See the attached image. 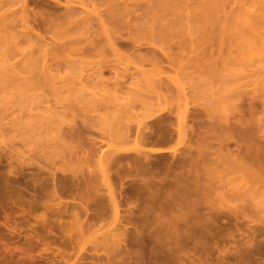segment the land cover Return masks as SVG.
<instances>
[{
  "label": "rangeland",
  "instance_id": "rangeland-1",
  "mask_svg": "<svg viewBox=\"0 0 264 264\" xmlns=\"http://www.w3.org/2000/svg\"><path fill=\"white\" fill-rule=\"evenodd\" d=\"M3 1H5V3ZM3 1L2 0L0 1V8H1L0 9V17H1L0 20L4 16V18L11 21V22L9 21V24L11 23L10 25L14 24L15 28L12 25L11 27H13V28L10 27L8 29V26H10V25L8 23H7L8 25L6 23H4V20H6V19H3V22L0 21L2 23L1 25H4V28L3 27L2 28L7 29L6 32L8 31L7 34H4V32H1L2 30H0V36L2 37V38L0 37V174L5 173L8 177L10 170L13 169L14 171L18 172V174H17L18 176L15 175V178H17L19 180V182L25 187V190H24L25 198H24V200L27 202L32 200L33 195L35 194V190L39 189L40 186L38 185V183H42L43 185L48 184L51 187V184H52L51 181H52L53 176L55 178H58V179L63 178L65 176H67L68 174H74V175L78 176V178L79 177H81V178L82 177H86V178L90 177L91 178V182H90L91 187L94 188L95 190L87 189L83 185L82 187L75 188L71 194L63 196L64 197V198L62 197L63 199L60 198L62 196L60 194L55 195V196L54 195L53 196L52 195L46 196L44 199L45 203H47L53 199V202L52 201L49 202V204H51V205L54 203H58L60 201H63L66 203H75L76 204V206L74 208L70 209V212H65L62 215L57 214V212L54 209L45 205V206H40L37 210H32L29 213L27 212L24 220H22L23 218L17 217V220L20 223V230L13 232V233L4 232L3 234L0 235L2 237V238H0V264H72L73 261H74V263L78 262L77 259L84 256V255L86 256V254L87 255H92V254L95 255V253H97L96 255H100L101 258H104V256L108 257L109 254H107V256H106L105 253H107V251L109 252V251L113 250L114 247H112V246L115 245L112 242L113 239L111 240L108 237L109 236L113 237L114 233L115 234H117V233L121 234L122 233L121 230H125V229H122L125 226H126L128 232L129 233L131 232V234L134 233L136 231V229L139 227V229L142 228V232L144 231V236L147 235L146 237H149V235H151V234L153 235V233L155 231H152V233H151V230L154 229V230L158 231L159 227L158 228L156 227L158 230L154 227L158 226L160 223L157 221L159 224L155 225L156 222L152 220V218H154V217L150 216V218L147 220V222L142 220V222L144 221L145 223H147L146 225L144 224L145 226L143 225L144 227H146V230H145V229H143V227H141L142 226L141 219L138 218L140 220V222H139V220L136 217H139L138 215H141V214L143 215L144 211L146 213H149V211H150V214H152L151 212L155 207V203H156V207H157V205L159 207L160 206L159 204H164V202H166L164 199H161V196H163L164 192L166 191V190H162V187H163V189H167L170 187L171 190H173L174 184H175L174 183V176L177 177V175H179L178 172H180V170L177 169L179 167L178 163L185 160L186 162H188V164H190L189 158H191V156L193 157V155H195L194 154V152H195L197 155L194 156V158H195V160L197 158V163L196 162L194 164L191 163L192 167L195 164H197V165L201 164L200 166H202L205 169H203L201 167L202 170H199V171L208 170V168L203 166L204 164L207 167H209V169L211 167L212 168L215 167L214 163L216 161L214 159L218 156L216 154L225 153L227 148L232 150V148L234 149L236 146H238L236 144L234 147L233 144L230 143V141H231L230 139L226 140L227 142L225 141V139L222 136L224 133L219 131V129L222 128L221 125L223 127H224V124L229 125L230 123H228V124L226 123V122H229V120H231V122L233 123V120H235L236 117H238L240 115L239 112H241L240 110H242L241 107H243L245 104H249L250 101L251 102L255 101L257 106H258V107L257 106L256 107L258 109H261V108L263 109V107H261V106H264V104L262 105V102L264 103V93L262 92V91H264V77H263L264 72L262 70V69H264V68H262L264 66V63H263L264 61L260 60L261 56L260 55H257V56L253 55L251 57L252 60L250 58H245V57L242 58L241 55L238 54L239 52L236 51L237 49H236V46L234 45L235 40L234 39L232 40V36H230V35L228 36V34H224L223 37H221V38L225 37V40H227V42L224 41V43H222L220 41L221 39H218V36H217V38H214V39L210 37L212 40L207 39L208 41H205L204 39L201 40V38L204 37L203 35L207 33V32H205V30H207L206 28L209 27L208 26L209 23L206 22L209 19L206 16L205 17L208 20L204 19L205 25H207V26L204 25L206 27L204 29V32L201 31V29L199 30V28L197 29V27H195L198 24H200L199 21L201 22V20L195 22V23H198L197 25L194 24L193 21H195V20L191 16H193V14L196 12V10L194 12V10L192 8L195 7L197 9L196 4L197 5L199 3L201 4V2L203 1V4H205V3H207V4H205V5L202 4V7H203V9H206L205 13L209 14L207 12L208 7L211 6V3L213 4V2H212L213 0H210L211 2L209 0H201V1L200 0H188L189 2H187V0H185L186 3H189L191 5L190 6L191 9H190V7H188L189 4L187 5L184 0H180L181 2L179 0H172V4L175 1H179V2H176V4L179 3L178 8L182 7V9H183V10L178 9V11L180 10V12H178V11H176V12L182 14V11H183L184 12L183 15H185V11H186V15H187L186 17H182L183 16L182 15L181 16L182 18L181 17L177 18L178 15H176L177 20H179L180 18L181 19L184 18L183 19L184 23L183 22L181 23V19H180L179 24H182V25L186 24L187 26L184 25L183 28H185L187 30L190 27L189 31H185V32H187L189 38L192 39V41L189 39L188 40L193 45H190L191 43H189L188 45L193 46L192 48H193L194 52L190 51L189 49L186 48L188 51H190L189 53L184 51L185 52L184 54L186 55V57L183 56L184 54L181 55L183 57H181L179 54H177V55H179L178 57H177V55H175L176 59H178V58L180 59V60L178 59V61H177L178 63L181 62V64L183 63L182 64L183 66L184 65L187 66L186 71H185L184 67L181 64L180 65L178 64V66L180 67L181 70L184 69L183 72H186V74H189L190 77H186V78L183 77L184 76L183 73L180 74V72L178 71L180 69H178V67L176 69V66H174V64H176V63H173L172 59H169L170 55H168V53L170 51H171V53H173V50H175V48L177 46L176 44L180 40H182V37H181L182 34H180V36H179L181 38L180 39L178 38L179 41L177 38H175V37H177L175 34V31L177 30L176 31L177 33L180 32L178 29L180 28L179 26H181V25H179L178 24L179 21L177 22V20L175 19L174 12L172 14H170V15H172V17H170V15H169L170 19H168V17H167L168 21L166 20V24L168 22V25H169V22L172 18H174L176 21V22H174L173 19L171 20L175 24L173 23L174 26H168V28L169 27L171 28V29L169 28L170 30L168 29L169 31H171L173 28L175 29L176 28L175 25L177 26V24H178L177 27H179V28H176V30L172 31V34H174V36L170 35V33L167 31V29H165V28H167L165 23H162L160 20H157V22L160 21V23L158 22L156 24V22H154V24L157 25V27L159 26V24H162V25L165 24L166 27L160 26V28L163 27V29L166 30L165 32L169 33V34L165 35L166 33L163 30V32L165 33V34L163 33V35H165V37H167V40L170 39L171 36L173 37V39L171 37L172 41L170 39V40H168V42L163 41V40H162L163 41L162 42L161 41L162 38L157 36V39H156V36L153 35L151 32H149V34H147V35L149 36L152 34L153 38L155 40L152 39V35L149 36L151 38H148L147 35L141 36V33H140L141 38L138 36V38H136L137 40H133V38L135 39V37L132 36V34L135 36L137 35V33L134 34L132 32H136L137 24L134 22H135V20L137 22L136 16L138 14L135 15V13L132 12L134 14V16H133V14H129V16L126 17V19H128L126 22L124 19H123V21H121V20L118 21V20L113 19L109 15L112 12V11H110V9L113 10L111 8V7H113L112 5H115L116 3H119L120 1L121 2L124 1L126 4L127 3L128 4L133 3V7H134L135 5L138 6L139 4H141L145 0H112L113 2H111V0H108L109 2L106 0H101L104 2H101L100 0H94V1L100 2V3L99 2L98 3L93 2L96 4H93L90 2L93 0H88L89 2L85 1L84 4L82 3V1H81V3H82L81 4L79 0H76V2H74L75 0L73 2L71 0V2L74 5H76L78 3L80 4L79 6L84 5L82 7L84 9H82L81 7H78V5H76L78 7V9L81 8V11L82 10L85 11V9L87 11L88 10L93 11V12L96 11V13L98 12L97 15H95L93 12H90V13L95 15V16L103 15L104 18L107 17L105 19V22H104L106 27H102L100 24L101 22L99 21L98 22L99 24L97 22H95L96 25H94L93 27L90 26L88 29L79 28L80 29L79 30V29L75 28L78 32L75 31V29H73V31H74L73 34L74 33L75 34L73 35L72 33L71 34L69 33L68 36H67L66 32H71V31H67V30L61 28L62 29L61 31H63V33H65V34H63L61 32L62 33V36H61L59 34L60 30L58 32L55 30L56 32L54 31L55 33H53L52 31L54 28L49 27V26L47 27V25H45L43 20H51L52 19L51 21L53 23H55L56 20L59 21L60 16L62 17V15L65 13V9H66L65 5L67 3L69 4L70 0L69 1L68 0H29L30 1L29 4H27L25 6V9H26L25 11H28V13H26V15H28L29 19H27V20H30V22L27 20H26L27 22H24L27 27H23L25 25H23V23H22L23 22L21 20L22 16L20 17V15H22L20 13L21 12V6H22V5L20 6L21 1H18V2H20L19 4L17 2L15 3V1L13 2L12 0H3ZM147 1L148 0H146L144 3H142V5L145 4ZM83 2H84V0H83ZM149 2H150V0L147 3H149ZM208 2H209V6L207 7L206 5H208ZM1 5L3 7H1ZM109 5H111V7ZM180 5H182V6H180ZM192 5L194 7H192ZM128 6H131V5H128ZM199 6H201V5H198V7ZM232 6L233 5L231 3H230V5H229V2L227 3L226 8H228L227 9L228 14H230L232 12V10H233ZM98 7H99V9H98ZM187 7L189 10L187 9ZM234 7L236 8V6H234ZM130 8H132V6ZM200 8H198L197 10H201ZM22 10H23V8H22ZM191 10H193V11H191ZM187 12H188V14H187ZM192 12H194V13H192ZM7 15H10L11 17L7 16ZM13 16H15V17H13ZM52 16L54 18H51ZM128 17H130V18H128ZM187 17H189V20H187ZM10 18L18 19V21H15V19H14V21L12 22V20ZM23 18L25 19V17H23ZM134 18H136V19L134 20ZM211 18H210L211 20H209L210 24L212 23L211 25H214L215 23L213 24V17H211ZM185 19L189 22H187ZM113 20H114V22H113ZM116 22H119L121 24L120 26H118V28H117L118 23H116ZM121 22H124V24H126V26H124V24ZM128 22H129V24H128ZM18 23H19V25H18ZM5 24H6V26H5ZM20 24H22V25H20ZM104 24H103V26H104ZM133 24L134 25L136 24V25L134 26ZM171 24H172V22L170 23V25ZM155 25H154V28L158 29L159 27L157 28V27H155ZM129 26H132V27L129 28L130 30L128 32ZM26 28H28V30ZM120 28H122L123 30ZM124 28H125V30L127 29L126 30L127 32H125ZM133 28H136V29L133 30ZM209 28H208V30H211L212 26ZM12 30H15L16 33L19 34L18 39H17L18 35H16L15 32H14L15 34H13ZM23 30H25V31L23 32ZM180 30H182V28H180ZM27 31H29V32H27ZM25 32H27L28 34H30V36H32V37H29L30 40L29 39L27 40L28 37H26V36H25V38L23 37L24 36L23 34ZM185 32L183 30V33H185ZM193 32H195V33H193ZM211 32L213 33V28H212ZM11 33H12V35L10 36L9 34H11ZM127 33L130 35H128ZM209 33H210V31H209ZM212 33H211V35L207 33V35L213 37L215 34L214 33L212 34ZM124 34L126 35V37H124L125 36ZM21 35H23V36H21ZM36 35L39 36V38L41 37L43 41L47 42V44H52V45L56 44V46L61 44L59 47L61 48V46H62V48L60 50H58V53L59 52H62V53L61 54L59 53V55L55 54L54 57L48 56L49 58L48 57L44 58V60H42L43 61L42 64H44L43 68L39 69V71H37L36 73L33 70H29V69L28 70L30 72H27L28 71L27 69H24L22 71L23 66L21 67V65L18 63L21 60H23V57L25 56V55L23 56V54L26 53L25 49H30L29 47L31 45L33 46V44H32L33 41H35L34 43H36V41H37L36 39H38V37ZM69 35H72L71 40H70ZM80 35H82V36H80ZM156 35H158V34H156ZM207 35H206V37H208ZM15 36H16V38H15ZM159 36H161V34ZM183 36L185 37V36H187V34L185 33V35L183 34ZM188 36L186 38H188ZM57 37H59V39H57ZM60 37H62L63 39L62 38L60 39ZM127 37L130 38V40ZM144 37H145V39H144ZM65 38H66V41L64 40ZM73 38L75 41L73 40ZM75 38L80 40V41L76 40ZM81 38H83V39H81ZM159 38H160V42L162 44H160V42L158 41ZM186 38H184V40ZM53 39H54V41H53ZM92 39L96 43H98L97 48H91L93 45H94L93 47L96 46L95 44L91 43L93 41ZM163 39H164V37H163ZM228 39L231 40L232 42L228 41ZM101 40L103 42H101ZM72 41H74L76 44L75 43H74V45H73V43L71 44L70 42H72ZM185 41H187V40H185ZM185 41H184V43L186 44ZM66 42H68L69 44ZM158 42H159L160 46L158 45ZM165 42H167V44L169 43L167 45L168 48H167V46H165V44H164ZM219 42L222 43V47L225 46V48L223 50H220L221 45H219V44H221V43H219ZM77 43H78V45H77ZM89 43H91V44H89ZM99 43H102V44H100V46L98 47ZM115 43H118V44H115ZM203 43L207 44V49H206V47H204V48L206 50L209 49L208 50L209 52L205 51L204 48H203L204 51L203 50L201 51V49H198V52H196L195 48L199 47V46L203 47V45H201ZM130 44H132V47L130 46L131 49L128 47ZM88 45H90L91 47ZM136 45H141L143 50H140L142 48L140 46H136ZM229 45H231V46H229ZM118 46H119V48H118ZM133 46L137 47L138 50H136L137 48H134L135 50H133L132 49ZM190 46H189V48H190ZM234 46H235L236 50L232 49V47L234 48ZM124 47H126V48L128 47V49H126ZM68 48L71 50H69ZM177 48H178V46H177ZM148 49L149 50L154 49V51H150L153 53L157 50L156 52H157V54H159V56L156 53H155V55L152 53L151 54L154 55L153 60H155V58H156L155 56H158L161 58L159 62L157 60V59H159L158 57L155 60V62L158 64V66L153 65V64H155V62H153V63L151 62L152 61L151 58L153 57L152 55H151V58L149 57L150 60L148 61V63H147V61H144L146 58L148 59V56H147V52H149ZM139 50L142 52L144 50H146V51H144L145 53L144 52L143 53H144V56L145 57L147 56V57L145 59L142 58V59H144L143 61L139 60L140 59L139 55L142 54V52H140ZM165 50H167L169 52L167 53V51H165ZM230 50L231 51L233 50L232 52L234 53V55H232L233 53L231 54ZM234 50L236 52H234ZM133 51H136V52L138 51L139 55H138V53H137V55H135V52H133ZM199 51L202 53L205 52V55L207 54L206 52H208V54L210 53L212 55L209 54V55L204 56V54H202V55H200L201 56L200 57L197 55L198 53H200ZM159 52H161L162 56ZM132 53H134V55ZM14 54H16V55H14ZM187 54L188 55L190 54L191 56H188ZM237 54L239 55L238 57L235 56ZM167 55H168V58H167ZM172 55H171V57H173ZM58 56H61V57L58 58ZM133 56L135 58L138 56V58L135 59V58H133ZM196 56H198V57H196ZM20 58H21V60H20ZM191 58H195L194 61ZM173 59L175 60V58H173ZM256 59L258 61H256ZM52 60L54 63L51 64ZM161 60H163V61H161ZM170 62H171V64H170ZM188 62L191 65L190 67H188V65H189ZM46 63H48V65ZM139 63L142 65H140ZM17 64L19 65V67ZM45 65H46V67H45ZM256 65H258V66H256ZM47 66H49V67H47ZM153 66H155V67H153ZM251 66H253V67H251ZM44 67H45V70H43ZM258 67H259V69H258ZM20 68H22V69H20ZM46 68H48V69L46 70ZM130 68H132V69H130ZM163 68H165L166 72L164 71ZM137 69H138L139 73L141 72V74L144 70L150 74H153V75L156 74V76H157V74L159 75V73H160L161 77L164 76L166 78L165 81L169 80L167 82H170L171 80L176 79V80H178L179 84L181 83L182 85L181 86L179 84L175 85V83H178V82L176 80H173L176 82L171 81L172 82V83L170 82L171 84L168 83V85H167V87L169 86L168 88L165 86L167 84L166 82L164 83L165 85L163 84L164 85L163 89L165 87L167 92H166V90L162 89V85H160V84H159V86H161V89L163 91L160 90V87L158 86V84L157 85L155 84L157 87L156 89L158 90V88H159V90L158 91L154 90L152 88L153 87L152 86L151 88L155 92L153 90H150L151 89L150 87H149L150 89H148V92H147L146 88H148V87L145 88L142 83H141L142 84L141 85L140 84L141 80H140L139 84L141 86H143L142 88H144V90L141 89L140 85H138V87L136 86V84H138V81L140 78H138V80L136 79L137 81L135 83H134V81L129 79V78H133V80H134V78H136L137 76H140V77L142 76V75L136 76L133 73L135 70L137 72ZM139 69H141V70L139 71ZM45 71H47V72H45ZM138 72H137V74H138ZM252 72L254 73L253 74L254 77H253V75L251 76ZM99 74H101V75H99ZM131 74H134L136 77L135 76L130 77ZM258 74H262V76L258 75ZM121 75H123V76H121ZM124 75H126L127 77L129 76V78H127ZM96 76H97V79H95ZM144 76H145V74H144ZM147 76H149V75H147ZM156 76H152V77H156ZM157 77L159 78V76H157ZM167 77H168V79H167ZM170 77H171V79H170ZM101 78H103V79H101ZM110 78L111 79L115 78L114 80H116V81L114 82V80L113 79L111 80ZM143 78H142V80H143ZM149 78H150V76H149ZM119 79H120V81H119ZM258 79H260V80H258ZM104 80H106V82H108V84L106 82L104 83ZM256 80L259 82H257ZM118 81L120 82V85H118V83H119ZM126 81H127V83H126ZM116 82H117V84H116ZM121 82L123 83L122 86H121ZM124 82H125V84H124ZM131 82L134 83L135 86L132 85ZM109 83H111V84L109 85ZM113 83L116 84V86ZM143 83H146V82H143ZM169 84L174 86V87H177L176 89H179V91H180L181 87H183L182 89L184 90L183 92L185 93V94H183L185 96L184 97L185 99L183 98V96H180L181 94L180 95L178 94L179 95V97H178L176 95L177 91L175 90L176 92H174L173 88L170 87ZM261 84H262V87H261ZM111 85H113V86H111ZM117 85H118V88H117ZM145 86H150V85L145 84ZM133 88H136V89L138 88V90H133ZM169 88H171V89H169ZM139 89H140V91H143V92L146 91V92L145 93H143V92L139 93L138 92ZM131 90L133 91V93H131L132 92ZM134 92H136L135 96L138 93L142 96L145 94L146 95L143 97L137 95V98H138V96L140 97L137 99L134 96ZM149 92H151V93H149ZM170 92L175 93L174 96L176 95L175 97L178 98L177 102H179L180 104L176 102V98L174 96H172L173 94L170 96L173 100H170L171 98L168 96V95H170L169 94ZM180 93H182V91ZM131 94H133V95H131ZM147 94H149V95H147ZM158 94H160V95H158ZM111 97H113V98H111ZM133 97H135V98H133ZM144 97H146V98H144ZM148 97H149V99H147ZM180 97H182V98H180ZM153 98H155V99H153ZM115 99L116 100L119 99V100L116 101ZM135 99H137V100H135ZM157 99H159V100H157ZM253 99H255V100H253ZM109 100H111V103L109 102ZM143 102H145V103H143ZM186 102H187V104L185 105ZM260 103H261V105H260ZM242 104H243V106H242ZM259 106H260V108H259ZM181 109L182 110L184 109V111H182ZM185 112L187 114V118L183 124L182 116L185 115ZM179 114H181V116ZM193 114H197L199 116L198 119L201 118V120H199V121L203 120L202 122L204 123V125L201 122H199L200 124L198 123L199 124L198 125L197 124L198 119L196 120L197 122L196 121L192 122V120H193L192 117L197 116V115H193ZM235 114H238V115H235ZM189 115H190V117H189ZM191 115H193V116H191ZM260 117L262 118V115H260ZM163 119L167 120V121L166 120L164 121V123H166L167 126L170 127L172 125L170 128L172 131L170 139H172V140H168V142H166L165 144L163 143L161 145L160 144L161 142L160 143L158 142L159 144L156 143L153 140V138L152 139L149 138V135L150 136L152 135L150 127L152 128V125L154 123H156V121H160V120L163 121ZM186 121H187V123L188 122L189 123L187 124ZM194 122L196 125L193 126V129H192L191 127H192V125H194L193 124ZM234 122L237 123V120ZM256 122H258V124ZM232 123H231V125H233ZM259 123L260 122L258 120V121H255V123L253 124L254 131H256L255 130L256 124H257L256 127L258 128V130L260 129L259 137L255 136V133L258 131L257 130L254 133V136H255L254 138L258 142L263 144V146H264V120H262V122L260 123L261 125ZM185 124H186L185 127H187V125H188V130L191 128L189 132L186 128H184ZM201 124L203 125L202 127H200ZM147 125H150V126H147ZM197 125H198V127H197ZM211 125H215L217 127L219 126L218 129H217V127H215L216 131L218 132V133H216L217 138L215 137L216 135H213L216 132L215 130L212 133L213 136H211V135L209 136L208 127L212 128ZM194 127H196V128H194ZM199 127L201 128V130L199 129ZM211 130L209 132H212ZM140 131H141V133H140ZM152 131H153V129H152ZM142 132L146 133L148 135V137L146 138V136H143V138H140V137H142V134H144ZM193 132H194V134H192ZM219 133L221 134V136H219ZM197 134H198V136H197ZM139 135H140V137H139ZM138 137H139V139H138ZM145 138L147 140H149L150 142L149 141L144 142ZM225 138H226V136H225ZM231 139L237 140L236 137L231 138ZM235 140H232L231 142L234 143ZM139 141H141V144ZM227 143H230L232 146L228 145ZM226 144L230 147H228V146L226 147ZM245 145H246V143H245ZM245 145H242V146L244 147ZM192 146H193V148H192ZM197 147H198V149H200V151L197 150ZM158 148H162V149H164V151L161 153H156L155 151ZM239 148L241 149L242 147L240 146ZM96 149L98 151L97 153H96ZM189 149L191 150V153L193 152L192 154H190L187 151ZM192 149H193V151H192ZM206 149H208V150H206ZM99 150H101V151H99ZM136 150L142 151L141 155L147 159L146 161L150 162V169L145 167L146 168V170H145V168L142 167L139 170L132 165L133 163H131V161H130L131 157L133 158V156L135 157V155L140 156V153H139L140 151H137V153H136ZM202 150H204V151H202ZM237 150L240 151L239 149H237V147H236V150H233V151L237 152ZM244 151H245V149H244ZM100 152H102V154L106 155V157H104V160H100L98 158L99 157L98 153H100ZM83 153H85V154H83ZM86 153H88V154L91 153V154L88 155ZM110 153L115 155V156L111 155ZM206 153H207V155H206ZM107 154L112 156V159L110 158L111 161L115 160L114 157H116V160H117V157H118V159L120 157L121 161L120 160L119 161L121 163L119 162V163H116L117 165H113L114 163L112 164V162H109L108 159H105L108 156ZM145 154H146V156H145ZM184 154H185V157H184ZM212 154L215 156H212ZM126 155H127V157H126ZM147 155L148 156L150 155V156L147 157ZM187 155L188 156L191 155V156L188 158V157H186ZM198 155H199V158L202 156L203 160H202V158L199 159ZM209 155H211L212 159H213V157H215V158L213 160H211V159L209 160V158H210ZM85 156H87V157H85ZM110 156H108V157H110ZM142 156H140V157H142ZM157 156H158V158H157ZM203 156L205 158H207L206 156H208V160L207 159L205 160V158ZM88 157H91V158H89V160H87ZM143 157H142V159H143ZM161 158L164 159L165 163L163 162V160ZM194 158L192 159V161L194 160ZM125 159H126V161L128 160L127 161L128 163L125 161ZM157 160L160 162V163L158 162L160 164V166H161V163H163L165 165V166L162 165V167H161L162 169L160 167H158L159 165L158 166L154 165L155 163L157 164ZM171 161H172V163L176 162L175 165L173 164L174 167L171 166L172 165ZM208 161L210 163H207ZM202 163H203V165H202ZM167 164H169L168 165L169 169L166 166ZM176 164H177V167H176ZM188 164L185 163V167L188 166L187 169L189 170L190 166ZM163 167L166 169H163ZM171 167H173V168H171ZM175 168H176V171L173 170ZM141 169H143L145 171H142ZM170 169H172V170H170ZM118 170H120V177H121L120 179L121 180H119V175L117 174ZM137 170H139L140 172L138 173ZM160 170H161V172H160ZM171 172H173V173H171ZM238 172H239V174H238ZM238 172H236L237 174L235 173L236 175L232 174L234 176H232V175L229 176V178L233 177L232 179H228V178H226L227 180L225 179L226 184L229 186L227 187V185L224 184V186H225L224 189H226V190L223 192H227V191H229V189L233 188L232 191L231 190L229 191L230 193H227L228 195L230 194L229 195L230 198L228 197V195H226V196L224 195L225 196L224 197L223 193L221 194L222 189L218 190L219 192L217 191V193L221 194V196H223L222 199H220L221 198L220 195H218L217 193H214L212 198L210 197L211 198V199H209L210 201L209 202L207 201L206 203L209 205V207H211V206H213V205H211V203L213 201V204H215V205L217 204V206H219V207L218 208L217 207H211L210 209H208V210H210L209 212H208V210H204V208H201L200 210H198L197 207L193 208L192 206L191 207L187 206V208H190L189 210L186 207L183 209H181V207H180L181 210L177 211V209H178L177 204H172L176 208V211H174L173 207L168 208L169 206H171V204H169V206H168V203L164 204L163 208H166L165 206H167L168 209H172V211L169 210L171 213H168V209L166 210L167 213L169 214V215L166 214L168 216V217L166 216L167 217L166 219L168 221H170V222L166 221V222H168L167 224H169V226H171V228H172L173 221L175 222L174 224H176V222H177L175 217H174V219L172 218V216H173L172 214L173 213L176 215L178 214L177 218L179 217V214H181L180 217H182L183 216L182 215L183 210L186 212V215H187L186 216L185 212H183L184 217H188V220H190L189 218L199 219V216H200L199 213H202V215H203V214H207V212H208L210 215V213L212 212L211 215H215L216 213L219 214L218 215L219 217L216 216L217 214L214 216V218L218 217V219H216L214 221V224L218 220L221 224L217 221L216 226L218 223H219L218 226H220V225L221 226L220 227H216L215 225L209 226L210 222L212 223V220L214 219L213 218L211 220L209 218V220L206 221L208 226L210 227L209 231L215 233V231L217 232L219 230L220 231L222 230L221 232L227 233V232H231V230H233L231 232V233H233L237 227L236 225L239 224L238 230H236L234 232L235 234L233 233L234 235H236L234 237V239H236V241H238L237 239H240V241L243 242L242 244H244L245 243L244 241H246L247 235L253 234L252 236L255 237L252 239L253 242H254V239H256V237H257L255 242H257V240L260 239V241L263 240V243H264V186H263L264 185V178H262L263 180H261V182H260L258 180H254L253 177H250V179H249V177H245V178L243 177L244 175L250 176V174H243L242 171H238ZM162 173H164V174H162ZM174 173H176V174H174ZM246 173H248V172H246ZM242 174H243V176H241ZM10 175L14 177L13 174L10 173ZM153 175H155V176H153ZM170 175H172V176H170ZM165 176H166V179H165ZM13 177H12V179L17 181ZM263 177H264V174H263ZM162 178L164 179V181H162ZM148 179H151L152 184L149 183ZM167 179H169L168 183H167ZM165 180H166V182H165ZM228 180H229V182L231 181L230 184L227 183ZM37 181H39V182L37 183ZM152 181H154V182H152ZM160 182H164V183L161 184ZM172 182H173V185H172ZM2 183H3V180L0 181V185ZM166 183L169 186H167ZM142 186H144V187L141 188ZM243 186H245V187L243 188ZM152 188H153V190L156 189L155 194H154V191L151 192ZM160 188H161V191L163 192L162 194L160 192L158 194V192H157L160 190ZM109 189H113L115 191V193H117L118 191L124 192L125 197H123L124 195L122 192L121 193L118 192L121 196L123 195L122 196L123 200H122V198H120L121 196H119V194H117V195L115 194L116 199L119 196L120 199L119 198L118 199L120 200V204L122 205V206L120 205L121 206L119 209L120 213L118 214V216L109 207V206H111L110 203L108 205V199L110 201L109 195H107ZM175 189L171 193H169L173 196L172 197H170L171 195L168 196V197H170L169 201L171 203H173L172 200L176 199V195H174ZM45 192H47V191H45ZM136 192L137 193L143 192V197H142V193H140V196L138 197L139 193L137 195ZM145 192H146V194H145ZM168 192H170V191L168 190ZM244 193H246V194H244ZM2 194H3V191H2V187L0 186V204L8 203L9 198L6 197L5 199H3ZM153 194H154V196L157 195V197L154 198V196H151ZM144 195H145L146 200L144 199ZM235 195H236V197H235ZM232 196H233V198H232ZM104 197L106 198V200ZM128 197L130 198L129 200H128ZM217 197H218V199H217ZM99 198L100 199L103 198L102 200H103V202H105L103 204H106V206L108 208H106L104 210V212L97 215L96 217L89 218L88 215L93 214L95 212V210L93 208H91L87 212L89 214H87L84 210V207H85L86 203H91L94 205V202ZM124 198H127L128 201L126 202L124 200ZM157 198H159L160 200H158ZM177 198H179V196H177ZM225 198L227 201L225 200ZM218 200H219V202H218ZM246 200H247V202H246ZM223 202H225V204L227 203V205H225ZM206 203L204 202V204H202V205H204L203 207H205V205L207 206ZM150 207H153V209H151ZM238 207H240V209ZM220 208L222 210H219ZM234 208H236L238 211L235 210ZM129 209H130V211L132 210L131 213L136 218V219L134 218L135 221H132V223H129V219L126 220V218H125V216L129 217V213H128ZM211 209L214 211H212ZM186 210H188V211H186ZM225 210H227V211H225ZM202 211L205 213H203ZM222 211L224 213H222ZM194 212L197 214H195ZM213 212H215V213L213 214ZM1 214H2V212H1ZM233 214H236V215H233ZM184 217H182V218L186 220V218H184ZM233 217H235V218L233 219ZM236 218H237V220H236ZM164 219H165V216H164ZM196 219L192 220V221H197ZM165 220H164V223H166ZM171 220H173V221H171ZM179 220H181V219H178V221ZM188 220H186V221L188 222ZM192 221H189V222H192ZM232 221H234V222H232ZM153 222H155V223H153ZM136 223L139 224V226H137ZM135 224H136L137 228H136ZM153 224H154V227H153ZM167 224H166V226H168ZM174 224H173V230L177 226ZM147 225L149 227H147ZM161 225H164V227H165V224H161ZM150 226H151V228H150ZM229 226H230V228H229ZM234 226H236V227H234ZM152 227H153V229H152ZM224 227H225V231H224ZM253 229H255V230H253ZM119 230H120V232H119ZM213 230H215V231H213ZM258 230H260V232H262V234ZM209 231H207V232H209ZM254 233H255V236H254ZM101 235H105V236L108 235V237H105V236L103 237ZM123 235H124V233H123ZM224 235L226 236V234H224ZM228 235H230V233ZM251 235L249 237H251ZM225 236H224V238H225ZM230 236H226V238L227 237L229 238L228 240L225 238V243L227 241V244L223 243L224 238L222 239L223 242H221L223 244V245L221 244L222 246L220 245L219 242L217 244L213 243L214 245L212 244V246H211L212 248H210L211 251L212 250L214 251V249H216L218 247L219 248L222 247L224 249L226 248V250L229 248H231V250H234V248L238 244L235 246V243H237V242H235V240H234V244H233V241H232L233 235L231 236L232 238ZM249 237L247 238V241H248V239L252 238V237L251 238H249ZM121 238H122V236H121ZM230 238L232 239L231 240L232 242L230 241ZM104 239H105V241H104ZM252 240L251 241L249 240V241L252 242ZM228 241H230L231 243ZM240 241H238V243ZM108 242H112L111 245ZM107 243H108L107 246H110V247H107V246L105 247V244H107ZM261 243H262V241H261ZM240 244H239V246L242 245V244L241 245ZM246 244H247V242L244 244V246ZM251 245H249L250 246L249 248L252 249L253 247H251ZM213 246L214 247L216 246V247L214 248ZM130 248L132 249V246H130ZM262 248L264 249L263 246H262ZM135 249H138V247H136ZM244 249H247V245L244 247ZM244 249H242V250H244ZM251 249H250V251H252ZM216 250H215V252H213V251L212 252H213V254L215 253L217 255V256L214 255V257L216 256L219 258V256L222 253H220V255L218 256L217 252H219V251H216ZM235 250L237 251V249H235ZM257 251L254 252L253 254L256 255ZM231 252H234V251H230V250L227 251L228 255L231 256V258H232L233 255L231 254ZM263 252L264 251H262V253H260V254L263 255L264 254ZM257 254H258L257 256H259V253H257ZM212 255H211V257H212ZM255 255L253 256L251 254V256H252L251 260H253V262H255L259 259V261H260V258H258V257L256 258ZM216 257H215V259H216ZM262 257H261V259H262ZM231 258H229V259H231ZM212 259H213V257H212ZM217 259H216V263H215V262L211 261V258H209V260L212 263L220 264V262L217 261ZM87 260L88 261L90 260V262L93 261L91 259H86V261ZM104 260L107 261V259H103V261ZM209 260H205V262H207ZM103 261H101V262H103ZM227 261L229 262V260H227ZM205 262L203 261V264H206ZM228 262H226V263H228ZM83 263H85V262L83 261ZM210 263L208 262V264H210ZM230 263L231 262H229V264ZM187 264H190V263H187Z\"/></svg>",
  "mask_w": 264,
  "mask_h": 264
},
{
  "label": "bare ground",
  "instance_id": "bare-ground-1",
  "mask_svg": "<svg viewBox=\"0 0 264 264\" xmlns=\"http://www.w3.org/2000/svg\"><path fill=\"white\" fill-rule=\"evenodd\" d=\"M1 1V0H0ZM3 1V0H2ZM13 2L15 1V3L17 2L18 4L20 3V2H18V1H21V3H20V6H21V14L22 15H20V17H21V20L23 21L22 23H23V25H25V23L24 22H27V21H29L30 22V20H27V19H29L28 18V15H26V13H28V11H25L26 9H25V6L27 5V4H29V0H12ZM11 1V2H12ZM69 1V0H68ZM74 0H72V2H73ZM80 1V3H81V1H82V3L84 4L85 3V1H88V0H84V2H83V0H79ZM78 1V2H79ZM101 1V0H100ZM106 1H108V0H106ZM146 1V0H145ZM145 1H143L142 3H144ZM149 1V0H148ZM147 1V2H148ZM170 1V0H169ZM168 0H150V2L149 3H145V4H143L142 5V3L141 4H139L138 6L137 5H135L134 7H133V3L131 4H126L124 1H120L119 3H116L115 5H112L113 7H111V5H109L113 10H111L110 9V11H112L109 15L113 18V19H115V20H121V21H123V19L125 20V22L128 20V19H126V17L127 16H129V14H133V13H135V15L136 14H138L137 16H136V18H137V22H136V18H134V20H135V22L134 23H136L137 24V26H136V28H133V30L134 29H136V32H132V33H137V37L135 36V35H133L132 34V36H134L135 37V39L133 38V40H137L136 38H138V36L141 38V36H144V35H147V34H149V32H151L153 35H155L156 36V39H157V36L158 37H160V38H162L161 39V41L163 40V41H167L168 42V40H170L171 39V37H170V39H168L167 40V37H165V35H167V34H169L170 33V35H173L174 36V34H172V31H174V30H176V28H182V30H180V28L178 29L180 32H176L175 31V34H176V36L177 37H175V38H181L182 37V40H180L179 41V39H178V43L176 44L177 46H178V48H177V46H176V48H175V50L177 51H175V50H173V53H171V51L169 52V51H167V50H165V51H167V53H168V55H170L169 57V59H172V62L173 63H176V64H174V66H176V69H177V67H178V69H180V67L178 66V64L180 65L181 64V62H177L178 61V59H176V57H175V55H177V54H179L180 56L182 55V54H184L185 52H187V53H189L190 51H193V46H190V45H193L189 40H191L192 41V39H190L189 38V36H188V33L187 32H185V31H189V28H188V30L187 29H185V28H183V26L184 25H186V24H184V25H182V24H179L180 23V19L182 18V17H186L187 15H186V11H185V15H183L184 14V12L182 11V14H180V13H178V12H180V10L178 11V9H182V7H179L178 8V6H179V3H177L176 4V2H179V1H175V2H173V4H172V0L169 2ZM185 1V0H184ZM183 1V2H184ZM201 1V0H200ZM199 1V2H200ZM210 1V0H209ZM4 3H5V1H3ZM71 2V0H70V3L67 5H65L66 7V9H65V13L62 15V17L60 16V19H59V21H57L56 20V24L55 23H53L51 20H43V22L45 23V25H47V27L49 26V27H52V28H54L53 29V33H55L56 31L58 32L59 30V34L62 36V33H63V31H61L62 29L61 28H63V29H65V30H67V31H71V32H66L67 33V36H68V34L70 33H72L73 34V29H75V28H77V29H79V28H86V29H88L90 26H94V25H96V23L95 22H101L100 24H101V26L102 27H106L105 26V24H104V22H105V19L107 18H104V16L103 15H98V16H95V15H97V13H96V11H87L86 9H85V11H81V8L84 6V5H81V6H79L80 4L78 3V4H76V5H78V7H81L80 9H78V7L76 6V5H74L73 3ZM74 2H76V0L74 1ZM89 2V1H88ZM91 3H93V2H96V3H98L99 1H90ZM101 2H104V1H101ZM109 2V1H108ZM111 2H113L112 0H111ZM110 2V3H111ZM181 2V1H180ZM187 2H189L188 0H187ZM197 2V1H196ZM211 2V1H210ZM213 2V4L211 3V6H209V2H208V5H206L207 7H208V13L209 14H206L205 13V10L206 9H203V7H202V4H203V1L201 2V4L199 3L198 5H201V6H199L198 7V5L196 4V7H197V9L198 8H200L201 10H197L193 5H192V7H194V8H192L193 10H194V12H195V10H196V12L194 13V12H192V13H194L193 14V16H191L195 21H193L194 22V24H198V23H195V22H197V21H199V20H201V22L199 21V23L201 24H198L197 26H195V27H197V29L199 28V30L201 29V31H203L204 32V29L206 28L205 26H207V25H205V22H204V19L206 20L207 18L209 19V20H211L212 18L211 17H213V24L214 25H211L210 24V21L208 20V21H206L207 23H209L208 24V26L209 27H211L212 26V28H213V33L215 34L213 37L212 36H208L207 35V33L208 34H210L211 35V30H212V28H211V30H208V28L209 27H207L206 29L208 30H205V32H207L206 34H204L203 36V38H201V40L202 39H204L205 41H208V40H210L211 38H217V36H218V39H221L220 41L222 42V43H224V41H226L227 42V40H225V37L224 38H221V37H223V35L224 34H228V36L230 35V36H232V40L234 39L235 40V43H234V45L236 46V49H235V46H234V48L232 47V49H235L236 51H238L239 53L238 54H240L241 55V57L243 58V57H245V58H250L251 59V57L253 56V55H260L259 57H260V60L262 61H264V0H213L212 1ZM229 2V5H230V3L233 5L232 7H233V10H232V12L230 13V14H228V11H227V9L228 8H226V6H227V3ZM7 3V2H6ZM81 3V4H82ZM96 3H93V4H96ZM100 3V2H99ZM185 3H186V1H185ZM184 3V4H185ZM181 4V3H180ZM183 4V3H182ZM187 5L189 4V3H186ZM205 4H207V3H205ZM205 4H203V5H205ZM5 5V4H4ZM98 5V4H97ZM128 5H131L132 6V8H130L131 6H128ZM108 6V7H109ZM180 6H182V5H180ZM191 5L189 4L188 5V7H190ZM234 6H236V8L234 7ZM1 7H3L2 5H1ZM186 7V6H185ZM188 7H187V9H188ZM206 7V8H207ZM22 8H23V10H22ZM235 8V9H234ZM1 9V8H0ZM4 9V8H3ZM82 9H84V8H82ZM98 9H99V7H98ZM190 9H191V7H190ZM183 10V9H182ZM189 10V9H188ZM193 10H191V11H193ZM24 11V12H23ZM87 11V12H86ZM108 11V10H107ZM176 11H178V12H176ZM227 11V12H226ZM90 12H93L95 15H93V14H91ZM133 12V13H132ZM174 12V16H175V19H176V15H178L177 16V18H179V17H181L182 15V17L179 19V20H177V22H178V24L179 25H181V26H179V27H177L178 26V24H177V26L175 25V29L173 28L171 31H169L170 29L168 28V26H174V22H176L175 21V19L174 18H172L173 20H174V22L173 21H171L170 20V22H169V25H168V22H167V24H166V20H167V17H168V19H170L169 18V15L170 14H172ZM6 13V12H5ZM4 13V14H5ZM19 13V14H20ZM25 13V14H24ZM176 13V14H175ZM180 14V15H179ZM187 14H188V12H187ZM7 16H10V15H7ZM133 16H134V14H133ZM207 18H206V17ZM11 17V16H10ZM13 17H15V16H13ZM23 17H25V19L23 18ZM110 17V18H111ZM170 17H172V15H170ZM1 18V17H0ZM8 18V17H7ZM51 18H54L53 16L51 17ZM58 18V17H57ZM128 18H130V17H128ZM211 18V19H210ZM3 19H6V18H4V16H3V18L0 20V21H2L3 22ZM11 20H12V22L14 21V19L15 18H10ZM24 19V20H23ZM184 19V18H183ZM183 19H181V23L184 21ZM20 20V21H21ZM27 20V21H26ZM157 20H160L162 23H165L166 24V26H167V28H165V29H167V31L169 32H165L166 30L165 29H163V27L165 26V24L164 25H162V24H159V28L157 27V25H155L154 24V22H156V24L159 22L160 23V21H158L157 22ZM163 20V21H162ZM186 20V19H185ZM187 20H189V17H187ZM186 20V21H187ZM6 21V22H5ZM9 21L10 20H8V19H6V20H4V23H8L9 24ZM15 21H18V19H15ZM54 21V20H53ZM168 21V20H167ZM215 21V22H214ZM11 22V21H10ZM28 22V23H29ZM112 22V21H111ZM113 22H114V20H113ZM133 22V21H132ZM172 22V24L170 25V23ZM187 22H189V21H187ZM15 23V22H14ZM43 23V24H44ZM95 23V24H94ZM116 23H118V25H117V28H118V26H120L121 24L119 23V22H116ZM121 23H123L124 24V22H121ZM174 23V24H173ZM184 23V22H183ZM204 23V24H203ZM2 23L0 22V30H2L1 32H4V34H7L8 33V31L6 32V30L7 29H3L4 28V25H1ZM6 24H5V26H6ZM7 24V25H8ZM11 24V23H10ZM9 24V25H10ZM99 24V23H98ZM103 24H104V26H103ZM111 24V23H110ZM114 24V23H113ZM128 24H129V22H128ZM135 24V25H136ZM188 24V23H187ZM193 24V23H192ZM13 26H14V24H12ZM12 25H10V26H8V29L12 26ZM17 25V24H16ZM18 25H19V23H18ZM20 25H22V24H20ZM134 25V24H133ZM134 25V26H135ZM154 25H155V27H157L158 29H156V28H154ZM203 25V26H202ZM205 25V26H204ZM99 26V25H98ZM124 26H126V24H124ZM123 26V27H124ZM160 26H163V27H161L160 28ZM165 26V27H166ZM187 26V25H186ZM185 26V27H186ZM3 27V28H2ZM17 27V26H16ZM23 27H27L26 25L25 26H23ZM22 27V28H23ZM96 27V26H95ZM130 27H132V26H129L128 27V32H129V28ZM194 27V26H193ZM201 27V28H200ZM11 28H13V27H11ZM14 28H15V26H14ZM116 28V29H117ZM27 30H28V28H26ZM120 29H122V28H120ZM119 29V30H120ZM169 29V30H168ZM194 29V28H193ZM196 29V28H195ZM196 29V30H197ZM210 29V28H209ZM18 30V29H17ZM56 30V31H55ZM80 30V29H79ZM113 30V29H112ZM118 30V31H119ZM123 30V29H122ZM124 30H125V28H124ZM127 30V29H126ZM125 30V32H127ZM163 30H164V32L166 33H164L163 32ZM183 30H184V32L187 34V36H188V38H186L187 36H183V34L185 35V33H183ZM198 30V31H199ZM13 31V34H15L16 33V31L15 30H12ZM11 31V32H12ZM22 31V30H21ZM25 30H23V32H24ZM55 31V32H54ZM75 31H77L76 29H75ZM87 31V30H86ZM85 31V32H86ZM117 31V30H116ZM193 31V30H192ZM195 31V30H194ZM197 31V32H198ZM209 31H210V33H209ZM15 32V33H14ZM27 32H29V31H27ZM27 32H25L23 35H21V36H23L24 38H25V36L26 37H28L27 38V40L29 39L30 40V38L29 37H32V36H30V34H28ZM62 32V33H61ZM78 32V31H77ZM120 33V32H119ZM122 33V32H121ZM140 33H141V36H140ZM146 33V34H145ZM163 33L165 34V35H163ZM193 33H195V32H193ZM212 33V34H213ZM58 34V35H59ZM63 34H65V33H63ZM75 34V33H74ZM73 34V35H74ZM126 34V33H125ZM124 34V35H125ZM128 34V33H127ZM139 34V35H138ZM151 34V35H152ZM156 34H158V35H156ZM161 34V36H159ZM180 34H182L181 35V37H179L180 36ZM10 36L12 35V33L11 34H9ZM16 35H18L17 36V39L19 38V34L18 33H16ZM35 35V34H34ZM55 35V34H54ZM123 35V34H122ZM128 35H130V34H128ZM127 35V36H128ZM151 35H149V36H151ZM153 35H152V39L153 40H155L154 38H153ZM206 35L209 37H206ZM4 36V35H3ZM14 36V35H13ZM37 36V35H36ZM35 36V37H36ZM64 36V35H63ZM66 36V35H65ZM66 36V37H67ZM71 36L72 35H69V37H70V40L72 39L71 38ZM76 36V35H75ZM80 36H82V35H80ZM92 36V35H91ZM148 36V35H147ZM148 36V38H151V37H149ZM1 37V36H0ZM38 37V39H36L37 41H36V43H34L35 41H33V46L31 45L29 48L30 49H25V51H26V53L25 54H23V60H21V58H20V62L18 63V64H20L21 65V67L23 68H20V69H22V71L24 70V69H29V70H33L35 73L37 72V71H39V69H41V68H43V66H44V64H42L43 63V61L42 60H44V58H46V57H48V56H50V57H54L55 56V54H58L59 55V53L61 54L62 52H59L58 53V50H60L61 48H62V46H61V48L59 47L60 45H58V46H56V44L55 45H52V44H47V42H45V41H43L42 40V38L40 37L39 38V36H37ZM68 37V38H69ZM79 37V36H78ZM120 37V36H119ZM123 37V36H122ZM124 37H126V35L124 36ZM163 37H164V39H163ZM206 37V38H205ZM211 37V38H210ZM2 38V37H1ZM10 38V37H9ZM8 38V39H9ZM15 38H16V36H15ZM62 37H60V39H61ZM95 38V37H94ZM128 38V37H127ZM160 38H159V42H160ZM166 38V39H165ZM169 38V37H168ZM184 38H186L185 40H187V41H185L184 40ZM228 38V37H227ZM57 39H59V37H57ZM63 39V38H62ZM76 39V38H75ZM81 39H83V38H81ZM98 39V38H97ZM129 40H130V38H128ZM144 39H145V37H144ZM172 39H173V37H172ZM172 39H171V41H172ZM189 39V40H188ZM208 39V40H207ZM230 39V38H229ZM228 39V41H230V42H232L231 40H229ZM35 40V39H34ZM65 41H66V38L64 39ZM69 40V39H68ZM67 40V41H68ZM69 40V41H70ZM73 40H74V38H73ZM76 40H78V39H76ZM93 40V39H92ZM100 40V39H99ZM98 40V41H99ZM132 40V39H131ZM141 40V39H140ZM212 40V39H211ZM53 41H54V39H53ZM75 41V40H74ZM74 41H72V42H70L71 44L73 43V45H74ZM78 41H80V40H78ZM83 41V40H82ZM162 41V42H163ZM184 41L186 42V44L184 43ZM214 41V40H213ZM77 42V41H76ZM90 42V41H89ZM95 41L93 40L91 43H93V44H95L96 46L95 47H91L90 45H88V46H90L91 48H97V44L98 43H94ZM101 42H103L102 40H101ZM137 42V41H136ZM159 42H158V45L160 46V44H162L161 42H160V44H159ZM167 42H165L164 44H165V46H167L168 44H167ZM170 42V41H169ZM221 42H219V43H221ZM234 42V41H233ZM28 43V42H27ZM57 43V42H56ZM61 43V42H60ZM66 43H68V42H66ZM91 43H89V44H91ZM130 43V42H129ZM152 43V42H151ZM150 43V44H151ZM157 43V42H156ZM181 43V44H180ZM189 43H191L190 45H188ZM222 43L221 44H219V45H221L220 46V50H223L224 48H225V46H223L222 47ZM10 44V43H9ZM29 44V43H28ZM35 44V45H34ZM58 44V43H57ZM63 44V43H62ZM69 44V43H68ZM76 44V43H75ZM100 44H102V43H99V45H98V47L100 46ZM115 44H118V43H115ZM206 44V43H205ZM204 43L203 44H201V45H203V47H201V46H199V47H196L195 48V51L196 52H198V49H201V51L203 50V48L204 47H206V49H207V44L205 45ZM231 44V43H230ZM64 45V44H63ZM66 45V44H65ZM77 45H78V43H77ZM147 45V44H146ZM145 45V46H146ZM195 45V44H194ZM29 46V45H28ZM71 46V45H70ZM81 46V45H80ZM128 46V45H127ZM130 46L132 47V44H130L128 47L130 48ZM136 46H140L141 48H142V46L141 45H136ZM174 46V47H175ZM186 46V47H185ZM189 46H190V48H189ZM229 46H231V45H229ZM15 47V46H14ZM22 47V46H21ZM24 47V46H23ZM68 47V46H67ZM75 47V46H74ZM128 47L126 48V47H124V48H126V49H128ZM139 47V48H140ZM171 47V46H170ZM25 48V47H24ZM118 48H119V46H118ZM117 48V49H118ZM134 48H137V47H135V46H133V50H135ZM165 48V47H164ZM167 48H168V46H167ZM166 48V49H167ZM173 48V47H172ZM189 49L190 51H188L187 49ZM15 49V48H14ZM13 49V50H14ZM69 49V48H68ZM131 49V48H130ZM170 49V48H169ZM174 49V48H173ZM205 48H204V50L205 51H208V50H206ZM231 49V48H230ZM24 50V49H23ZM66 50V49H65ZM69 50H71V49H69ZM120 50V49H119ZM136 50H138V48L136 49ZM140 50H143V48L142 49H140ZM139 50V51H140ZM172 50V49H171ZM179 50V51H178ZM203 50V51H204ZM227 50V49H226ZM234 50V52H236ZM18 51V50H17ZM144 51H146V50H144ZM143 51V52H144ZM148 51L149 52H147V56H148V59L144 56V53L142 52V51H140V52H142V54H140L139 55V52L137 51H133V52H135V55H137V53H138V55H139V60H144L145 58V60L144 61H147V63H148V61L150 60V58H151V55L152 54H154L155 55V53L157 54V50L153 53V52H150V51H154V49L153 50H149L148 49ZM185 51V52H184ZM213 51V50H212ZM233 51V50H232ZM231 50H230V52H231V54L233 53ZM20 52V51H19ZM23 52V51H22ZM194 52V51H193ZM200 52V51H199ZM209 52V51H208ZM208 52H206L207 54L206 55H209L208 54ZM21 53V52H20ZM150 53V54H149ZM152 53V54H151ZM160 54H161V52H159ZM175 53V54H174ZM213 53V52H212ZM51 54V55H50ZM54 54V55H53ZM133 55H134V53H132ZM149 54V55H148ZM173 54V55H172ZM202 54H204V56H206L205 55V52L204 53H202V52H200V53H198L197 55L198 56H200V55H202ZM235 55L236 57H238L239 55ZM14 55H16V54H14ZM142 55V56H141ZM146 55V54H145ZM154 55H152L153 57L151 58L152 59V63L153 62H155V60H156V58L159 56V54H157L158 56H155L156 58H155V60H153V58H154ZM168 55H167V58H168ZM171 55L173 56V57H171ZM179 55H177V57L179 56ZM188 55V54H187ZM210 55H212V54H210ZM232 55H234V53L232 54ZM161 56H162V54H161ZM184 57H186V55L184 54L183 55ZM183 56H181V57H183ZM188 56H191L190 54L188 55ZM198 56H196V57H198ZM59 57H61V56H58V58ZM150 57V58H149ZM165 57V56H164ZM180 57V58H181ZM201 57V56H200ZM199 57V58H200ZM203 57V56H202ZM208 57V56H207ZM240 57V58H241ZM11 58V57H10ZM49 58V57H48ZM133 58H135L134 56H133ZM136 58H138V56L136 57ZM135 58V59H136ZM142 58H144V59H142ZM159 59H157L158 60V62L160 61V57H158ZM173 58H175V60L173 59ZM213 58V57H212ZM258 58V57H257ZM263 58V59H262ZM53 59V58H52ZM191 59H193V61H194V59L195 58H191ZM238 59V58H237ZM255 59V58H254ZM54 60V59H53ZM53 60H52V62H51V64L52 63H54L53 62ZM174 60V61H173ZM180 60V59H179ZM239 60V59H238ZM247 60V59H246ZM249 60V59H248ZM252 60V59H251ZM161 61H163V60H161ZM171 61V60H170ZM241 61V60H240ZM256 61H258L257 59H256ZM17 62V61H16ZM192 62V61H191ZM251 62V61H250ZM254 62V61H253ZM163 63V62H162ZM172 63V64H173ZM256 63V62H255ZM261 63V62H260ZM264 63V62H263ZM16 64V63H15ZM14 64V65H15ZM17 64V65H18ZM47 65H48V63H46ZM140 64V63H139ZM138 64V65H139ZM146 64V63H145ZM161 64V63H160ZM170 64H171V62H170ZM183 64V63H182ZM181 64V65H182ZM188 64H189V62H188ZM262 64V63H261ZM55 65V64H54ZM140 65H142V64H140ZM151 65V64H150ZM153 65H157L158 66V64L155 62V64H153ZM162 65V64H161ZM42 66V67H41ZM183 66V65H182ZM191 65L189 64L188 65V67H190ZM254 66V65H253ZM253 66H251V67H253ZM256 66H258V65H256ZM18 67H19V65H18ZM17 67V68H18ZM45 67H46V65H45ZM45 67H44V69L43 70H45ZM47 67H49V66H47ZM53 67V66H52ZM147 67V66H146ZM152 67V66H151ZM153 67H155V66H153ZM163 67V66H162ZM161 67V68H162ZM184 67V69H185V71H186V67L187 66H183ZM250 67V68H251ZM142 68V67H141ZM166 68V67H165ZM165 68H163L164 69V71H165ZM262 68H264V66L262 67ZM261 68V69H262ZM48 68H46V70H47ZM52 69V68H51ZM130 69H132V68H130ZM162 69V70H163ZM184 69L183 70H178L179 72H180V74L181 73H183V77H190L189 76V74H186V72H183L184 71ZM258 69H259V67H258ZM260 69V70H261ZM27 71V72H30V71ZM114 70V69H113ZM119 70V69H118ZM141 69H139V71H140ZM161 70V71H162ZM167 70V69H166ZM263 70V72H264V69H262ZM100 71V70H99ZM127 71V70H126ZM143 71V70H142ZM255 71V70H254ZM45 72H47V71H45ZM125 72V71H124ZM137 72H138V69H137ZM137 72H136V70L133 72L136 76L137 75H142L141 77L140 76H135L134 74H131L130 75V77H136V78H134V80H133V78H129V76L127 77L126 75H124V76H126L127 78H129V79H131L132 81H134V83L138 80V78H140L139 79V81H138V84H136V86L138 87V85H140L141 83L143 84V86L146 88V87H148V88H146L147 89V92H148V89H150L152 86V88L154 89V90H156V91H158L159 90V88H158V90L156 89L157 87H156V85L158 84V86H159V84L160 85H162V89H163V86L165 85L164 83L166 82L167 84L165 85L166 87H167V85H168V83H170L171 81L172 82H178V80H176V79H173V80H176V81H173V80H171L170 82H167V81H169V80H166L165 81V77L164 76H162L161 77V75H160V73H159V75L157 74V76H159V78L156 76V74H150V73H148V72H146L145 70L142 72V74H141V72L139 73L138 72V74H137ZM146 72V73H145ZM166 72V71H165ZM32 73V72H31ZM40 73V72H39ZM131 73V72H130ZM148 73V74H147ZM155 73V72H154ZM44 74V73H43ZM144 74H145V76H144ZM164 74V73H163ZM254 73L252 72V74H251V76L253 75ZM256 74V73H255ZM99 75H101V74H99ZM133 75V76H132ZM147 75H149L150 76V78H149V76H147ZM186 75V76H185ZM191 75V74H190ZM258 75H261L262 76V74H258ZM257 75V76H258ZM114 76V75H113ZM121 76H123V75H121ZM152 76H156V77H152ZM99 77V76H98ZM145 79H144V78ZM253 77H254V75H253ZM264 77V76H263ZM100 78V77H99ZM98 78V79H99ZM118 78V77H117ZM116 78V79H117ZM122 78V77H121ZM125 78V77H124ZM142 78H143V80H142ZM95 79H97V76L95 77ZM101 79H103V78H101ZM111 79V78H110ZM113 80L115 79V78H112ZM111 79V80H112ZM123 79V78H122ZM137 79V80H136ZM167 79H168V77H167ZM170 79H171V77H170ZM140 80H141V82H140ZM258 80H260V79H258ZM116 80H114V82H115ZM119 81H120V79H119ZM118 81V82H119ZM125 81V80H124ZM129 81V80H128ZM146 82V83H143V82ZM257 81V80H256ZM100 82V81H99ZM106 82V80H104V83ZM139 82H140V84H139ZM171 82V83H172ZM257 82H259V81H257ZM101 83V82H100ZM107 84H108V82H106ZM126 83H127V81H126ZM132 83V82H131ZM134 83H132V85H134ZM170 83V84H171ZM111 83H109V85H110ZM114 84V83H113ZM116 84H117V82H116ZM116 84H114L115 86H116ZM124 84H125V82H124ZM141 84V85H142ZM145 84L146 85H150V86H145ZM152 84V85H151ZM156 84V85H155ZM164 84V85H163ZM169 84V85H170ZM176 84H179V82L178 83H175V85ZM118 85H120V82L118 83ZM118 85H117V88H118ZM123 85V83L121 82V86ZM140 85V86H141ZM180 86L182 85L181 83L179 84ZM178 85V86H179ZM111 86H113V85H111ZM120 86V87H121ZM125 86V85H124ZM135 86V85H134ZM139 86V87H140ZM143 86H141V89L142 90H144V88H142ZM119 87V88H120ZM150 87V88H149ZM155 87V88H154ZM160 87V90L161 91H163V90H166V88L164 87V89L162 90L161 89V86H159ZM169 87V86H168ZM167 87V88H168ZM170 87H172L173 88V90H174V92H176V95L179 97V95L180 96H183V98L185 97L183 94H185L183 91V87H181V89H180V91H179V89H176L177 87H174V86H172V85H170ZM261 87H262V84H261ZM150 89V90H153V89ZM131 89V88H130ZM129 89V90H130ZM169 89H171V88H169ZM263 89V88H262ZM133 90H138V88L136 89V88H133ZM153 90V91H154ZM176 90V91H175ZM132 91V90H131ZM130 91V92H131ZM152 91V92H153ZM182 91V93H180ZM139 93L141 92H143V91H140V89H139V91H138ZM146 92V91H145ZM145 92H143V93H145ZM155 92V91H154ZM166 92H167V90H166ZM169 93L170 95H168L169 97L172 95V96H174V94L175 93ZM263 93H264V91H262ZM131 93H133V91L131 92ZM137 94V95H139V96H142V95H140V94ZM149 93H151V92H149ZM160 93V92H159ZM162 93V92H161ZM135 94H136V92H134V96H135ZM179 94V95H178ZM131 95H133V94H131ZM137 95L135 96L136 98H137ZM146 95V94H145ZM145 95H143V96H145ZM147 95H149V94H147ZM158 95H160V94H158ZM175 95V96H176ZM252 95V94H251ZM138 96V98H140ZM142 96V97H143ZM165 96V95H164ZM167 96V95H166ZM174 96V97H175ZM263 96V95H262ZM135 97H133V98H135ZM173 97V98H174ZM257 97V96H256ZM111 98H113V97H111ZM118 98V97H117ZM137 98V99H138ZM144 98H146V97H144ZM171 98V97H170ZM176 98V102L178 101L177 99V97H175ZM180 98H182V97H180ZM263 98V97H262ZM132 99V98H131ZM137 99H135V100H137ZM147 99H149V97L147 98ZM153 99H155V98H153ZM185 99V98H184ZM257 99V98H256ZM116 100V99H115ZM114 100V101H115ZM117 100H119V99H117ZM116 100V101H117ZM141 100V99H140ZM157 100H159V99H157ZM164 100V99H163ZM170 100H173L172 98L170 99ZM182 100V99H181ZM253 100H255V99H253ZM252 100V101H253ZM259 100V99H258ZM175 101V100H174ZM187 101V100H186ZM109 102L111 103V100H109ZM143 103H145V102H143ZM177 103H179V102H177ZM256 104V102L254 101V102H251L250 101V103L249 104H245L244 106H243V104H242V106L243 107H241L242 108V110H240L241 112H239V116L238 117H236V119L235 120H233V123L231 122V120H229V122H226L227 124L228 123H230L229 125H226V124H224V127L221 125V127L222 128H220L219 129V131H221L222 133H224L222 136H223V138L225 139V141L226 140H228V139H230L231 141L232 140H235V139H231V138H234V137H236V139L237 140H235V142L234 143H232L231 141H230V143L231 144H233V146L235 147V145L237 144L238 146H236L237 147V149H239L240 151H238L237 150V152L236 151H233V150H236V147L233 149L232 147V150L231 149H229V148H227V150H226V152L225 153H221V154H216V155H218L216 158L215 157H213V159L216 161L214 164V166L215 167H211L210 169H209V167H207L205 164L203 165V163H202V165L203 166H205L206 168H208V170H205V171H199V170H202L201 169V167L202 166H200L201 164H199V165H197V164H195V165H193V167H192V165H191V163L192 164H194L195 162L197 163V158H196V160H195V158H194V156H196L197 154L194 152V154L195 155H193V157L191 156V158H189L190 156H186V157H188L189 158V162H190V164H188V162H186L185 160H183V161H181L180 163H178V168L177 169H179L180 170V172H178V174L179 175H177V177L176 176H174V188H173V190L175 189V192H174V195H176V199L175 200H172V202L173 203H171L169 200H170V197H172L173 195H171V194H169V193H171L173 190H171V188L169 187V188H167L170 192H168V190L167 189H163V187H162V190H166L165 192H164V195L163 196H161V199H164L166 202H164V204H167L168 203V206H169V204H171V206H169L168 208H172L173 207V209H174V211H176V208L172 205V204H177V206H178V209H177V211L178 210H181V209H183V208H187V206L188 207H197L198 208V210H200L201 208H204V210H208V209H210L211 207H219V206H217V204L215 205V204H213V201H212V203H211V205H213V206H211V207H209V205L206 203L207 201L209 202L210 200L209 199H211L212 198V196H213V194L214 193H217V191L218 190H220V189H222V192H221V194L223 193V196L225 195H228L227 193H230L229 191L231 190H233V188L232 189H229V191H227V192H223V191H225L226 189H224V184L225 185H227L226 184V182H225V179L226 178H228V179H232V178H229V176H231L232 174H235L236 172H238V171H242L243 172V174H250V176L248 175V176H246V175H244L243 176V174L241 175V176H243L244 178L245 177H249V179H250V177H253V179L254 180H258V181H260L261 182V180H263L262 178H264L263 177V172H264V146H263V144H261L260 142H258L254 137L255 136H257V137H259V131H260V129L258 130V128L256 127L257 126V124H258V122H256L257 124H256V126H255V130L258 132H256V131H254V126H253V124L255 123V121H258L259 120V122L261 123L262 122V120H264V106H261V107H263V109L261 108V109H258L257 107V104ZM258 103V102H257ZM180 104V103H179ZM187 104V102L185 103V105ZM264 103L262 102V105H263ZM260 105H261V103H260ZM257 106V107H256ZM259 108H260V106H259ZM188 109V108H187ZM182 110V109H181ZM180 110V111H181ZM179 111V112H180ZM182 111H184V109L182 110ZM181 111V112H182ZM187 111V110H186ZM188 112V111H187ZM194 113V112H193ZM180 116H181V114H179ZM193 115H197V114H193ZM193 115H191V116H193ZM235 115H238V114H235ZM260 115H262V118L260 117ZM189 117H190V115H189ZM197 117V118H196ZM194 116V117H192L193 118V120H192V122L193 121H196L197 119H198V115L197 116ZM182 118H183V124H184V122H185V120H186V118H187V114H186V112H185V115L184 116H182ZM195 119V120H194ZM232 119V118H231ZM166 120V119H165ZM164 119H163V121L162 120H160V121H156V123H154L153 125H152V128L150 127V129H151V136L149 135V138H153V140L156 142V143H160L161 145L164 143H166V142H168V140H172V139H170V137H171V133H172V131H171V126L169 127V126H167L166 125V123H164V121H165ZM188 120V119H187ZM199 120H201V118H199L198 119V122H197V124L199 123V122H201L203 125H204V123L202 122V121H199ZM237 120V123H235L234 121H236ZM167 121V120H166ZM180 121V120H179ZM191 122V123H192ZM186 123H187V121H186ZM189 123V122H188ZM187 123V124H188ZM231 123L233 124V125H231ZM259 123V124H260ZM170 124V123H169ZM194 125H192V129H193V126H195L196 124H195V122L193 123ZM200 124V123H199ZM198 124V125H199ZM201 124V126L200 127H202L203 125ZM198 125H197V127H198ZM261 125V124H260ZM147 126H150V125H147ZM146 126V127H147ZM186 126V124L184 125V128H186L187 130H188V125H187V127H185ZM212 126V128L211 127H208V130L210 131L211 129V131L212 132H209L208 131V133H209V136L211 135V136H213V135H216V133H218L217 131H216V129H215V127H217V126H215V125H211ZM199 127V129L201 130V128ZM261 127V126H260ZM190 128V129H191ZM194 128H196V127H194ZM219 128V126L217 127V129ZM257 128V129H256ZM152 129H153V131H152ZM190 129L188 130V132L190 131ZM148 130V129H147ZM214 130L216 131L215 132V134H213L212 135V133L214 132ZM192 131V130H191ZM153 132V133H152ZM256 132V133H255ZM140 133H141V131H140ZM142 133H144V132H142ZM199 133V132H198ZM207 133V132H206ZM207 133V134H208ZM211 133V134H210ZM236 133V134H235ZM254 133H255V136H254ZM71 134V133H70ZM146 133H144V134H142V137H140V135H139V137L140 138H143V136H146V138L148 137V135L146 134ZM192 134H194V132L192 133ZM138 136V135H137ZM173 136V135H172ZM196 136V135H195ZM197 136H198V134H197ZM219 136H221V134L219 133ZM225 136H226V138H225ZM238 136V137H237ZM139 137H138V139H139ZM216 138H217V135L215 136ZM145 138V141L144 142H147V141H149V140H147ZM173 138V137H172ZM220 138V137H219ZM150 139V140H151ZM152 141V140H151ZM224 141V142H225ZM138 142V141H137ZM140 142V144H141V141H139ZM150 142V141H149ZM148 142V143H149ZM153 142V141H152ZM227 142V141H226ZM229 142V141H228ZM158 143V144H159ZM230 143H227L228 145H231ZM243 143V144H242ZM245 143H246V145H245ZM226 144V147L228 146ZM241 144V145H240ZM143 145V144H142ZM193 145V144H192ZM242 145H245L244 147L242 146ZM232 146V145H231ZM242 147L241 149L239 148V147ZM195 147V146H194ZM228 147H230V146H228ZM102 148V147H101ZM192 148H193V146H192ZM196 148V147H195ZM83 149V148H82ZM91 149V148H90ZM159 149V150H158ZM158 149H156V153H161V152H163L164 151V149H162V148H158ZM191 149V148H190ZM189 149V150H190ZM214 149V148H213ZM244 149H245V151H244ZM85 150V149H84ZM189 150H187L190 154H192L191 153V150L189 151ZM197 150H199L200 151V149H198V147H197ZM206 150H208V149H206ZM82 151V150H81ZM94 151V150H93ZM99 151H101V150H99ZM137 151H140L139 153H140V156H142L141 155V150H136V153H137ZM192 151H193V149H192ZM202 151H204V150H202ZM201 151V152H202ZM210 151V150H209ZM208 151V152H209ZM89 152V151H88ZM98 151H97V149H96V153H97ZM145 152V151H144ZM143 152V153H144ZM93 153V152H92ZM95 153V152H94ZM138 153V154H139ZM142 153V154H143ZM148 153V152H147ZM198 153V152H197ZM200 153V152H199ZM205 153V152H204ZM83 154H85V153H83ZM86 154H88V153H86ZM91 154V153H90ZM90 154H88V155H90ZM99 154V159L100 160H104V157H106V155L105 154H102V152H100V153H98ZM111 154V153H110ZM87 155V156H88ZM95 155V154H94ZM108 155V154H107ZM111 155H113V154H111ZM121 155V154H120ZM133 155V154H132ZM206 155H207V153H206ZM87 156H85V157H87ZM108 156H110V155H108ZM107 156V158H105V159H108V161L109 162H112V164L113 165H117L116 163H119L121 160H120V157H119V159H118V157H117V160H116V157H114L115 158V160L113 161H111V159H112V156H110V157H108ZM113 156H115V155H113ZM131 156V155H130ZM140 156H138V155H135V157L133 156V158L131 157V159H130V161H131V163H133L132 165L135 167V168H137V169H139L140 170V168H142V167H146V168H148V169H150V162L149 161H146L147 159L145 158V157H143V159H142V157H140ZM145 156H146V154H145ZM150 156V155H149ZM148 155H147V157H149ZM166 156V155H165ZM174 156V155H173ZM210 156V158H209V160L211 159V160H213L212 159V157H211V155H209ZM212 156H215V155H213L212 154ZM126 157H127V155H126ZM155 157V156H154ZM184 157H185V154H184ZM204 157V156H203ZM207 158H205V160L207 159L208 160V156H206ZM89 158H91V157H88V159L87 160H89ZM94 158V157H93ZM111 158V159H110ZM113 158V159H114ZM127 158V159H128ZM145 158V159H144ZM157 158H158V156H157ZM194 158V162L192 161V159ZM198 158H199V155H198ZM202 158V156L199 158V159H201ZM162 159V158H161ZM173 159V158H172ZM185 159V158H184ZM120 160V161H119ZM145 160V161H144ZM163 160V162H164V159H162ZM174 160V159H173ZM180 160V159H179ZM192 162H191V161ZM202 160H203V158H202ZM92 161V160H91ZM125 161H126V159H125ZM128 161V160H127ZM126 161V162H127ZM129 161V162H130ZM154 161V160H153ZM152 161V162H153ZM219 161V162H218ZM98 162V161H97ZM159 161L157 160V164L155 163L154 165L156 166H158V167H162V165H164L163 163H161V166H160V162L158 163ZM121 163V162H120ZM128 163V162H127ZM154 163V162H153ZM165 163V162H164ZM175 163L176 162H174V163H172V161H171V166H173V164L175 165ZM185 163H187L190 167V169L188 170L187 169V167L188 166H186L185 167ZM206 163V162H205ZM207 163H210L209 161L207 162ZM217 163V164H216ZM130 164V163H129ZM152 164V163H151ZM112 165V166H113ZM120 165V164H119ZM122 165V164H121ZM168 165L169 164H167L166 166H167V168H168ZM197 165V166H196ZM131 166V165H130ZM152 166V165H151ZM154 166V167H155ZM165 166V165H164ZM157 167V168H158ZM170 167V166H169ZM174 167V166H173ZM173 167H171V168H173ZM176 167H177V164H176ZM200 167V168H199ZM130 168V167H129ZM132 168V167H131ZM146 168H145V170H146ZM153 168V167H152ZM159 168V169H160ZM198 168V169H197ZM203 168V167H202ZM162 169V168H161ZM163 169H166V168H164L163 167ZM169 169V168H168ZM186 169V170H185ZM203 169H205V168H203ZM128 170V169H127ZM131 170V169H130ZM139 170H137L138 171V173L140 172ZM142 171H145V170H143V169H141ZM170 170H172V169H170ZM174 171H176V168L175 169H173ZM148 171V170H147ZM158 171V170H157ZM169 171V170H168ZM248 172V173H246V172ZM160 172H161V170H160ZM165 172V171H164ZM245 172V173H244ZM10 173L11 174H13L14 175V177L13 176H11L10 175ZM10 173L8 174V177H7V175L5 174V173H1L0 174V181L1 180H3V183L0 185L1 187H2V191H3V194H2V196H3V199H5L6 197H8L9 198V201H8V203H2V204H0V235L1 234H3L4 232H11V233H13V232H16V231H19L20 230V223L18 222V220H17V217H20V218H23L22 220H24V218L26 217V214H27V212L29 213L30 211H32V210H37L40 206H49L50 208H52V209H54L56 212H57V214H60V215H62L63 213H65V212H70V209L71 208H74L75 206H76V204L75 203H66V202H63V201H60V202H58V203H54V204H49V202H53V199L51 200V201H49V202H47V203H45V201H44V199H45V197L46 196H48V195H58V194H60V195H62L60 198H62L63 196H65V195H68V194H71L72 192H73V190L75 189V188H77V187H82L83 185H84V187L85 188H87V189H91V190H95L94 188H92L91 187V178L90 177H88V178H86V177H79L78 178V176H76V175H74V174H68L67 176H65V177H63V178H55L54 176H53V178H52V181H51V187H50V185H48V184H45V185H43L42 183H38L39 181H37V183H38V185L40 186L39 187V189H36L35 190V194L33 195V198H32V200H30V201H25L24 200V198H25V196H24V190H25V187L19 182V180L17 179V178H15V175L16 176H18L17 174H18V172H16V171H14L13 169L12 170H10ZM147 173V172H146ZM154 173V172H153ZM152 173V174H153ZM157 173V172H156ZM171 173H173V172H171ZM117 174L119 175V180H121L120 178V170H118L117 171ZM159 174V173H158ZM162 174H164V173H162ZM174 174H176V173H174ZM237 174V173H236ZM235 174V175H236ZM238 174H239V172H238ZM156 175V174H155ZM155 175H153V176H155ZM170 176H172V175H170ZM232 176H234V175H232ZM12 177L13 178H15L17 181H15V180H13L12 179ZM176 177V178H175ZM165 179H166V176H165ZM243 179V178H242ZM248 179V178H247ZM149 180V183H151V179H148ZM169 179H167V183L169 182L168 181ZM176 180V181H175ZM227 180V179H226ZM155 181V180H154ZM154 181H152V182H154ZM161 181V180H160ZM162 181H164V179L162 178ZM171 181V180H170ZM146 182V181H145ZM165 182H166V180H165ZM222 182V183H221ZM231 182V181H230ZM230 182H229V180H228V182L227 183H229L230 184ZM233 182V181H232ZM257 182V181H256ZM148 183V182H147ZM146 183V184H147ZM161 184L162 183H164V182H160ZM166 183V185L167 186H169L168 184ZM171 183V182H170ZM169 183V184H170ZM122 184V183H121ZM152 184V183H151ZM160 184V185H161ZM123 185V184H122ZM145 185V184H144ZM149 185V184H148ZM172 185H173V182H172ZM171 185V186H172ZM150 186V185H149ZM159 186V185H158ZM229 185H227V187H228ZM233 186V185H232ZM231 186V187H232ZM264 186V185H263ZM123 187V186H122ZM144 186H142L141 188H143ZM245 186H243V188H244ZM151 188V187H150ZM10 189V190H9ZM224 189V190H223ZM9 190V191H8ZM50 190V191H49ZM139 190V189H138ZM149 190V189H148ZM156 190V189H155ZM155 190H153V188H152V191L151 192H153L154 191V194H155ZM247 190V189H246ZM45 191H47V192H45ZM141 191V190H140ZM248 191V190H247ZM37 192V193H36ZM119 192V191H118ZM115 193V191L113 190V189H109L108 190V193H107V195H109V198H110V201H109V199H108V205H109V203H110V205L111 206H109L111 209H112V211H114L115 212V214L118 216V214L120 213V211H119V209H120V207L122 206L121 204H120V198H122V196L124 195V192H122L123 193V195L121 196L119 193H121V192H119V193ZM158 192V194H159V192L162 194L163 192L161 191V188H160V190L159 191H157ZM156 192V193H157ZM219 192V191H218ZM245 192V191H244ZM138 193H139V195H138ZM136 192V194L138 195V197L140 196V193H142V197H143V192ZM149 193V192H148ZM243 193V192H242ZM117 194H119V196H121L120 198H119V196H118V200L116 199V195ZM135 194V193H134ZM145 194H146V192H145ZM154 194L153 195H151V196H154ZM218 194V193H217ZM221 194H218V195H220V199H222V197L223 196H221ZM244 194H246V193H244ZM169 195H171L170 197H168ZM230 195V194H229ZM229 195H228V197H229ZM234 195V194H233ZM5 196V197H4ZM177 196H179V198H177ZM224 196V197H225ZM123 197H125V195L123 196ZM130 197V196H129ZM128 197V200L131 198H129ZM147 197V196H146ZM149 197V196H148ZM155 197H157V195H155L154 196V198ZM211 197V198H210ZM235 197H236V195H235ZM64 198V197H63ZM62 198V199H63ZM105 198V197H104ZM216 198V197H215ZM230 198V197H229ZM232 198H233V196H232ZM58 199V198H57ZM61 199V200H62ZM103 198H99V199H97L95 202H94V205L93 204H91V203H86V205H85V207H84V210H85V212L87 213L91 208H93L94 210H95V212L93 213V214H90V215H88V217L89 218H94V217H96L97 215H99V214H101L102 212H104V210L106 209V208H108L107 206H106V204H103V203H105V202H103V200H102ZM144 199H145V195H144ZM158 200H160L159 198H157ZM217 199H218V197H217ZM219 199V200H220ZM105 200H106V198H105ZM122 200H123V198H122ZM124 200L127 202L128 200H127V198H124ZM146 200V199H145ZM154 200V199H153ZM168 200V201H167ZM219 200H218V202H219ZM225 200H226V198H225ZM245 200V199H244ZM155 201V200H154ZM157 201V200H156ZM227 201V200H226ZM229 201V200H228ZM234 201V200H233ZM204 202L207 204V206L205 205V207H203L204 205H202V204H204ZM215 202V201H214ZM246 202H247V200H246ZM217 203V202H216ZM221 203V202H220ZM219 203V204H220ZM224 204H225V202H223ZM222 203V204H223ZM164 204H159L160 206L158 207V205H157V207H156V203H155V207H154V209H153V207H150L151 209H153L152 210V214H150V209L148 210L149 211V213H146L145 211V213L143 212V215L141 214V215H138L139 217H136L137 219L139 218V219H141V222H142V220H144V221H146L147 222V220L150 218V216L151 217H154V218H152V220L153 221H155V222H153V223H155V225H158L159 223V225L158 226H155L154 227V224H153V227L154 228H156L158 231H156V230H154L153 229V227H152V229L153 230H151V233H152V231H155L154 233H153V235L151 234V235H149V237H146L147 235H145L144 236V231L142 232V228H140L139 229V227L137 228V226H139V224H137V226H136V224H135V226H136V233L134 234V233H132L131 234V232L129 233L128 232V230H127V228H126V226L125 227H123L122 229H125V230H121L122 231V233L121 234H119V233H117V234H115L114 233V235H113V237H108V235L107 236H105V235H101V236H105V237H108L109 239H113L112 240V242L115 244H113L114 246H112V247H114L113 248V250H111V251H107V253H105V255L107 256V254H109L108 255V257H105L104 256V258H101L100 257V255H96L97 253H95V255H87L86 254V256L84 255V256H82V257H80V258H78L77 259V261L78 262H76V263H74V261H73V263L72 264H88L89 262H90V260L88 261H86V259H91V260H93V261H91L90 263L91 264H187V263H190V264H203V261L205 262V260H209V258H211V261L212 262H215L216 263V259L218 258V257H216L217 255L214 253L213 254V252H215V250L216 251H219V252H217V254H218V256L220 255V253H222L220 256H219V258L217 259V261H219L220 262V264H225L226 262H228L227 260H229V262H231L230 264H264V254L262 255V254H260V253H262V251H264V249L262 248V246L264 247V243H263V240H261L262 241V243H261V241H260V239H258L257 240V242H255V240L257 239V237H256V239H254V242H253V238H255V237H253L251 234H248L247 235V238L251 235V237H249V238H251V239H248V241H247V238H246V241H244L245 243L247 242V249H244V247L246 246H244V244H242L243 242H241L240 241V239H237L238 241H240L239 243H238V241H236V239H234V237L236 236V235H234L235 233V231L236 230H238V226H239V224L238 225H236V226H234V227H236V229H235V231L233 232V233H231L233 230H231V232H227L228 234L230 233V235L232 236L233 235V238L230 236V235H228L227 233H225V232H221L220 230V232L219 231H215V230H213V231H215V233H213V232H211V231H209V226L211 225H215L216 226V223H217V221H216V223L214 224V221L216 220V219H218V215L219 214H215L216 216H218L217 218L215 217L214 218V216L215 215H211V213H210V215H209V211L210 210H208V212H207V214H203L202 215V213H199V219H196L197 221H192V220H195L194 218L192 219V218H189L190 220H188V217H184V214H183V212H185L184 210L182 211V217H184V218H186V220H188V222L185 220V219H183L182 217H180L181 216V214H179V217L177 218V216H178V214L176 215V214H174L173 212V216H172V218L174 219V217L176 218V220H177V222H176V224H174L175 222L173 221V220H171V221H173V224L174 225H177L176 226V228L173 230V224H172V228H171V226H169V224H167L168 222H170V221H168L166 218L168 217L167 215H169L168 213H171L169 210H171L172 211V209H168L167 208V206H165L166 208H163L164 207ZM121 205V206H120ZM225 205H227V203L225 204ZM244 206V205H243ZM180 207H181V209H180ZM209 207V208H208ZM237 208V207H236ZM236 208H234L235 210H237ZM239 209H240V207H238ZM168 209V213H167V210ZM188 210L190 209V208H187ZM192 209V208H191ZM231 209V208H230ZM229 209V210H230ZM157 210V211H156ZM188 210H186V211H188ZM212 210V209H211ZM219 210H222L221 208L219 209ZM166 211V212H165ZM192 211V210H191ZM197 211V210H196ZM212 211H214V210H212ZM225 211H227V210H225ZM231 211V210H230ZM238 211V210H237ZM1 212H2V214H1ZM20 214H19V213ZM132 210L130 211V209L128 210V213H129V217L128 216H125V218H126V220H128L129 219V223H132V221H135V217H134V215H132ZM142 212V211H141ZM181 212V211H180ZM203 212V211H202ZM188 213V212H187ZM195 213V212H194ZM193 213V214H194ZM203 213H205V212H203ZM215 212H213V214H214ZM222 213H224L223 211H222ZM227 213V212H226ZM229 213V212H228ZM232 213V212H231ZM87 214H89V213H87ZM167 214V215H166ZM195 214H197V213H195ZM194 214V215H195ZM153 215V216H152ZM175 215V216H174ZM185 215H186V212H185ZM233 215H236V214H233ZM133 216V217H132ZM137 216V215H136ZM164 216H165V219H164ZM167 216V217H166ZM187 216V215H186ZM239 216V215H238ZM191 217V216H190ZM193 217V216H192ZM135 218V219H134ZM171 218V219H172ZM209 218L212 220L213 218V220H212V223L210 222V224H209V226H208V224H207V222L206 221H208L209 220ZM235 217H233V219H234ZM239 218V217H238ZM2 219V220H1ZM138 219V220H139ZM178 219H181V220H179L178 221ZM137 220V221H138ZM164 220H165V222L166 221H168V222H166V223H164ZM220 220V219H219ZM236 220H237V218H236ZM142 222L141 224H142V226L141 227H143V229H145L146 230V227H144L147 223H145V222ZM159 223H158V222ZM189 221H192V222H189ZM139 222H140V220H139ZM219 222V221H218ZM232 222H234V221H232ZM172 223V222H171ZM220 223V222H219ZM219 223L217 224V226L216 227H220V226H218L219 225ZM237 223V222H236ZM145 224V225H144ZM161 224H165V227H164V225H161ZM166 224L168 225V226H166ZM221 224V223H220ZM144 225V226H143ZM226 225V224H225ZM228 225V224H227ZM147 227H149L148 225H147ZM164 227V228H163ZM226 227V226H225ZM225 227H224V231H225ZM228 227V226H227ZM150 228H151V226H150ZM161 228V229H160ZM163 228V229H162ZM229 228H230V226H229ZM233 228V227H232ZM139 229V230H138ZM211 230V229H210ZM253 230H255V229H253ZM263 230V229H262ZM207 231H209V232H207ZM259 232H260V230H258ZM119 232H120V230H119ZM111 233V232H110ZM109 233V234H110ZM123 233H124V235H123ZM261 234H262V232H260ZM224 234H226V236H230L231 238H230V241L232 240L233 241V244H234V240H235V242H237V243H235V246L237 247H235L234 248V250H231V248H229V249H227L226 250V248L224 249V248H222V247H218V248H216V249H214V251L212 252L211 251V249L210 248H212L211 246H212V244L214 243H220V245L222 244L221 242H223V240H224V244H227V241H226V243H225V238H226V236L224 235ZM225 236V238H224V236ZM121 236H122V238H121ZM254 236H255V233H254ZM0 238H2L1 236H0ZM101 238V237H100ZM107 238V239H108ZM224 238V239H223ZM223 239V240H222ZM227 240L229 239L228 237L226 238ZM252 240V242H250V241ZM104 241H105V239H104ZM108 241V240H107ZM106 241V242H107ZM230 241H228V242H230ZM231 241V242H232ZM103 242V241H102ZM112 242H108L110 245H111V243ZM124 242V243H123ZM230 242V243H231ZM249 242V243H248ZM260 242V243H259ZM108 243L107 244H105V247L108 245ZM242 245H241V244ZM213 244V245H214ZM232 244V245H233ZM239 244L241 245V246H239ZM253 246H252V245ZM104 245V244H103ZM152 245V246H151ZM223 245V244H222ZM221 245V246H222ZM249 245H251V247H253L252 249L251 248H249L250 246ZM130 246H132V249L130 248ZM243 246V247H242ZM107 247H110V246H107ZM111 247V248H112ZM136 247H138V249H135ZM241 250H240V249ZM135 249V250H134ZM235 249H237V251L235 250ZM239 249V250H238ZM242 249H244V250H242ZM250 249L253 251H250ZM263 249V250H262ZM234 251V252H231V254L233 255L232 256V258H231V256H229L228 255V253H227V251ZM247 250V251H246ZM258 250V251H257ZM236 251V252H235ZM246 251V252H245ZM257 251V253H259V256H257L258 254L256 253V255L255 254H253L254 252H256ZM212 252V253H211ZM248 252V253H247ZM250 252V253H249ZM230 253V252H229ZM264 253V252H263ZM213 254V255H212ZM251 254L254 256H256V258L258 257V258H260V261H259V259L257 260V261H255V262H253V260H251L252 259V256H251ZM211 255H212V257H213V259H212V257H211ZM214 255H216L215 257H216V259H215V257H214ZM263 256V257H262ZM209 257V258H208ZM261 257H262V259H261ZM229 258H231V259H229ZM255 258V257H254ZM103 259H107V261H103ZM233 259V260H232ZM263 260V261H262ZM83 261L85 262V263H83ZM101 261H103V262H101ZM210 260L209 261H207V262H205L206 264H208V262L210 263L211 262ZM88 262V263H87ZM211 262V263H212ZM229 262L228 263H226V264H229ZM89 263V264H90ZM210 263V264H211ZM215 263H212V264H215ZM218 264V263H217Z\"/></svg>",
  "mask_w": 264,
  "mask_h": 264
}]
</instances>
